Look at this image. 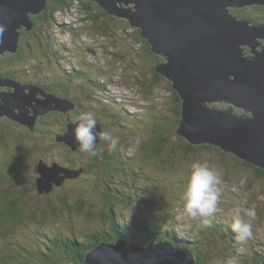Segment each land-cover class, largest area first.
<instances>
[{"label": "rangeland", "instance_id": "obj_1", "mask_svg": "<svg viewBox=\"0 0 264 264\" xmlns=\"http://www.w3.org/2000/svg\"><path fill=\"white\" fill-rule=\"evenodd\" d=\"M91 4L95 7L94 1H91ZM117 4L119 7L126 5L124 2H117ZM237 9L243 11L248 9L251 15L264 16V5H251ZM111 16L114 17L108 19L104 17L100 20V23L106 22L103 28L107 31L105 33L100 29L98 23L91 22L89 15L82 11L79 5L77 8L74 7L62 13H57L56 18L58 21L66 24L64 27L54 26L51 29L56 41L54 44L57 43L60 48L57 49L58 45H54L50 49V46L45 42L46 38L40 34L30 38L29 42L33 45V55L24 60V64L28 66H19L21 76L16 80L38 87H42V84L50 83L54 92H49L56 97L59 96L64 99L70 93L72 97L68 101L75 106L73 109L75 113L73 112L72 116L78 117L82 112H91L102 131L111 132L119 137L118 149L111 152L118 153L119 156H125L126 158L128 155L131 158L125 165L116 162V166L119 169L113 172L111 178H113L112 181L114 180L119 185H127V187L120 185L121 191L125 195L119 192V185H109L105 187L108 192H105V179L108 178L110 173L108 171L103 173L102 167L96 164L86 170L87 172L84 171L83 177L77 183L69 185L68 190L66 189L65 193L68 197H73L75 192H77L83 193L77 196L87 202L93 201L88 203V208L93 209V211L90 212V210H87L88 208H85L83 211L74 210L73 213H70V218L74 219L72 223H69L70 221L65 218H59L57 221H43L42 225L39 224V227L33 226L32 224L35 220H38L36 212H34L36 217H31L33 212L23 213L22 217L19 218L21 222L15 221L11 224L10 222L12 221L4 222L0 218V264H29L31 261L40 264L41 262L35 258V256H39V259L41 258V255L37 254L36 245L39 248L41 247L40 250L43 249L45 240H48L47 237H53L54 232L58 231H60V234L69 236L75 234L77 238H81V235L74 233L75 230H93L96 233L102 231L109 235L114 234L116 236L113 237H117L118 231L113 230V223H117L114 226L117 229H120L122 225L143 227L144 223L153 221L156 217L161 218L159 214H167L170 218H175L171 225L183 235L201 237L210 226H217L223 233H226V230L228 232L231 231L229 224L232 217L239 215L247 220L248 217L244 216L242 209L253 208L256 211V217L252 221L253 236L251 238L239 241L236 239V235L232 233L230 248L228 249V244L224 245V239L218 235L215 243L210 239L208 240L210 246H204L211 253L207 264H243L246 261L249 262L251 255L255 251L264 250V176L257 177L252 169L238 167L239 162L231 155H227L225 158V162L229 164V168H227L217 158H221V154L216 152L213 154L211 150L200 152L198 156L187 158L179 150H177L174 157L169 156L165 149L156 156L157 158L147 157V153L146 151L143 152V148L154 142L153 137L158 139L159 136L164 135L169 139L170 144L178 142V139H175L172 133L163 131L168 129L163 127V118L160 119L161 116L165 117V119L166 117L172 118L174 116V95L170 90L169 79L158 80L155 85L152 81L156 77L153 74L156 60L163 62L165 56L154 51L149 53L146 49H143L141 47L143 41L138 37L137 27L131 25L130 21L126 20V17H119L116 14ZM243 17L247 18V20L254 19V16L248 17L244 15ZM255 23L259 24L258 22ZM126 31L130 32L129 38L125 35ZM261 40L259 39V42ZM249 47H245L244 51L246 55L250 56L252 52L251 47ZM258 47L262 48L260 45ZM91 63L97 68L92 69L94 67H92ZM138 63H141V65H138ZM72 67L73 76L70 77V82L76 85L83 81L84 90L82 94L77 93V91L81 90L79 88L76 91L71 88L69 92L67 83L63 85L64 81L61 82V79H64L65 76L60 74L66 75L64 70H70ZM14 70L16 71L17 68ZM15 71L13 73L16 74ZM83 72L87 77L92 76L91 78L100 80L96 85H100V87L105 85V90L97 93L98 96L103 98L105 104L101 105L99 100L97 104L86 97L89 94V90L87 91L89 87ZM104 79H108V81L104 82ZM148 83L154 85L152 91H150L152 87ZM107 96L110 99H116L115 102H109V99H106ZM83 103L85 104L84 106ZM75 104H82V106L79 105L78 107ZM206 104L221 108L229 107L228 104L223 103L210 104L207 102ZM233 108L234 111L243 114V110L239 107L233 105ZM68 111H71V109H68ZM133 115L136 117L134 118ZM3 127L4 123L0 120L1 135L7 132V130L3 131ZM50 130L51 134H47L46 137L42 134L40 135V138H44L49 144L48 150L41 154L42 161L49 165L58 162L60 165L75 170L79 169L78 165H81V160L85 159V153L74 159L77 160V164L75 163L77 168L69 165V159H71L72 155L65 153L63 146L54 143L56 141L53 140L56 135L53 132L57 130V126L50 125ZM25 139L28 140L29 137H22V142ZM7 140H10V143H0V159L11 156L10 154L15 147L20 149L22 143L20 139L14 137L12 140L10 137ZM102 142L100 141L98 146ZM40 143L42 142L40 141ZM102 146L104 149L107 148L109 150L106 142ZM228 152L233 153L231 151ZM39 157L40 154L36 155L35 159H39ZM194 160L210 163L219 170L222 177L219 185L221 198L218 201L216 212L211 217L191 218L183 211L181 194L190 175V165ZM20 178L22 179L12 180V183L11 180L4 182L0 184V188L9 189L13 196H19L20 191L26 189V187L33 189L34 184L32 185L28 179L30 178L29 172ZM97 182L98 186L96 187ZM75 199L71 198L70 201L74 202ZM95 199L97 201H94ZM101 199L103 201L107 199V202H110L109 199L115 201L112 207L118 214V218L112 219L103 214L108 207L105 206ZM30 201L31 211H33L35 208L36 210L38 209L39 204L47 203L48 199L46 200L44 195H38L31 198ZM66 214L67 212L64 213V215ZM59 215L58 213L55 219ZM76 219H80L79 222L75 221ZM120 220H124V222H120ZM205 221L208 222L206 223ZM37 228L41 230L50 228V233L41 232L43 236L39 237V235L34 233L38 231ZM123 228L125 227L123 226ZM25 230H27L26 234ZM126 230L128 232L131 231L130 228ZM31 233H34L35 239L30 236ZM115 240L109 239L110 242H115ZM137 244L142 246L149 245V243L143 245L139 242ZM23 248L25 249L23 250ZM262 256L264 257V251ZM26 259H30V261L27 262L28 260Z\"/></svg>", "mask_w": 264, "mask_h": 264}, {"label": "water", "instance_id": "obj_2", "mask_svg": "<svg viewBox=\"0 0 264 264\" xmlns=\"http://www.w3.org/2000/svg\"><path fill=\"white\" fill-rule=\"evenodd\" d=\"M91 1L102 4L110 14L126 17L151 42L152 50L165 56L156 69L172 81L182 98L178 133L194 144L220 146L264 169V44L259 42L264 40V23L254 24L236 13L237 8L264 5V0ZM47 2L0 0V25L6 29L0 36V55L17 52L20 30L32 29L30 15L40 13ZM117 2L126 5L119 7ZM249 46L250 56L244 51ZM0 86L13 89L0 90V117L7 116L33 132L37 131L40 115L75 108L68 98L56 97L43 87L22 83L11 76H0ZM206 101L229 107L209 106ZM233 105L243 114L234 111ZM73 129V121H69L68 130L59 134L57 140L77 150ZM97 130H102L99 124ZM38 171L41 175L37 189L48 193L67 178L78 177L83 170L41 161ZM115 239L100 241L90 247L79 263L69 264L197 263L195 255L170 242L151 241L142 246L120 235ZM115 253L122 259L114 258Z\"/></svg>", "mask_w": 264, "mask_h": 264}, {"label": "trees", "instance_id": "obj_3", "mask_svg": "<svg viewBox=\"0 0 264 264\" xmlns=\"http://www.w3.org/2000/svg\"><path fill=\"white\" fill-rule=\"evenodd\" d=\"M81 4V5H80ZM80 6L81 10L84 11L85 13H87L89 15V18H91V22L93 23H98L99 27L101 30H103V32L107 33V31H105L103 28L106 24V22H101L100 20L104 17L108 18H113L114 16H111L112 14H110L108 12V10L102 6V4H98L95 2V8L91 2L89 3V1H85V0H48L47 2V7L44 9V11H41L38 14H31L30 18L32 20L33 23V28L31 30H27V29H22L20 30V37H19V47L17 52L13 53V52H5L4 54L0 55V76H4V77H8V76H12L15 79H18L20 75V71H19V66L21 65H25L28 66L27 64H24V60L28 57H30L31 55H33V45L31 42H29L30 38H32L33 36H38V34L44 36L45 42L47 43L48 46H50L49 48L52 49L51 47H54V45H58L57 43L54 44L56 41L53 37V34L51 32L52 27L54 26H58V27H64L66 26L65 23H62L60 21L57 20L56 18V14L57 13H62L64 11H67L69 9L72 8H77V6ZM237 16L240 17L241 19H247L244 18L243 16L246 15L248 17H253L254 19H251L252 22H264V16L261 17L260 15H251L250 10L245 9L244 11L241 9H237L236 11ZM262 15V14H261ZM125 19V18H124ZM104 20V19H103ZM128 20V19H126ZM250 20V19H248ZM261 20V21H260ZM95 21V22H94ZM129 21V20H128ZM130 23V22H129ZM48 29H50L48 31ZM138 30V37L141 38V41H143L142 44V48L146 49V51H148L149 53H152V45L151 42L144 38L143 35L141 34L139 28H137ZM129 34L128 31H126L125 35L128 36L129 38ZM43 40L44 38L41 37ZM32 49H31V47ZM60 48V45H58L57 49ZM157 62L155 63V69H154V75L156 76L155 78H153V84L155 85L157 83V81L159 80H163L166 79L167 77L162 75L159 71H157L156 67L157 65L160 63V61L156 60ZM15 63V64H14ZM92 64V69L97 68V66L95 67L93 63ZM138 65H141V63H138ZM17 68V70L15 71L14 69ZM73 67L70 70H64V73H66V75L60 74L61 76H65L64 79H61V82L64 81V83H62L63 85L65 83H67V87H68V91L70 92V89L72 88L73 90L76 91V89H81L80 91H77V93L82 94V91L84 90V82L82 81L81 83L78 84H73L70 82V77L73 76ZM13 71L16 72L13 73ZM19 73V74H18ZM80 73V72H78ZM84 74V72H83ZM85 77L87 78V82H88V87L89 89H87V91L89 90V94L86 96L89 100L96 102L98 104V102L100 101L101 105L105 104L103 102V98L98 96L97 93H101L100 91L105 90V85H101L102 87H100V85H96L97 83L100 82V80H96L94 78H91L92 76H88L86 74H84ZM85 78V79H86ZM102 80V78H101ZM167 80V79H166ZM107 80L104 79V82H107ZM54 82V81H53ZM70 82V83H69ZM94 83V84H93ZM169 83L171 84V92L174 95V116L172 118H168L166 117H162L160 119L163 120L164 122V128L168 129V130H163V131H169V133H172V135L174 136L175 139H178V142H175L173 144H170L169 139L166 138V136L161 135L159 136L158 139H155L154 137L152 138L154 140L153 143H149L145 148H143V152L146 151L147 153V157H155L158 156L161 151L163 150H167V154H169V156H173L176 154L177 150L181 151L182 154L189 158L192 156H198V153H202V152H208V151H212L213 154L219 153L221 154V158L217 157L220 159L221 164L225 165L227 168H229V164L226 163V157L227 155H231L233 157H235L237 159L238 163V167L240 168H250L254 171L255 175L257 177H261L264 176V170L254 166L242 159H240L236 154L234 153H229L228 151L224 150L223 148H221L220 146L214 145V144H210V143H200V144H194L191 141H189L186 137H184L183 135H181L180 133L177 132V128L180 124V121L182 119V98L180 96V94L178 93V91L176 89L173 88L172 86V81L169 79ZM82 84V86H81ZM149 84V83H148ZM150 85L152 87V89L150 91L153 90V86L154 85ZM99 86V87H98ZM42 87L46 89L49 88L51 90L50 83L48 84H42ZM98 87V89H97ZM101 88V90H100ZM13 90V89H11ZM47 92L48 89H46ZM54 92V90H53ZM51 93V92H49ZM57 94V92H56ZM69 95V96H67ZM66 95V97L68 99H70L72 96L70 95V93H68ZM106 96V95H105ZM75 97V96H74ZM85 97V98H86ZM106 99H109V102H115L114 99H110L109 96H107ZM99 100V101H98ZM114 100V101H113ZM78 101V99H77ZM82 103V102H81ZM95 103V104H96ZM116 104V103H115ZM113 104V105H115ZM81 105L82 104H78ZM85 104L83 103V106ZM72 111V112H71ZM71 111L69 112L70 114V118L73 121L74 116H72L73 112L75 113V110L73 111V109H71ZM54 113V112H53ZM51 113V114H53ZM131 113V112H130ZM132 114V113H131ZM52 116V115H51ZM130 116V115H129ZM134 116V115H133ZM68 117V116H67ZM67 117H58V116H54V117H50L49 114L48 115H44L41 117V122L38 124L37 126V131L32 133L33 131L31 129H26V127H24L21 123V125H18L17 123H15V121H11L9 120L10 118L7 116L4 117H0V120L3 121L4 123V127H3V131L5 132L7 130V132H5L6 134H0V143L1 142H5V144L10 143V140H7L8 138H13L16 137L17 139H20L22 137L28 136L29 139H25L23 142L21 140V146L20 149H17V147H15L14 151L10 154L11 156H6V158H1L0 161V184L6 182V181H10L12 183V180H21L22 175H26L27 172H29L30 174V178H28L30 180V182L32 183V185L34 184L33 189L27 188L24 190L20 191V195L19 196H13V193L5 188L2 189V187L0 188V218L6 222V221H12L10 222H21L19 218L22 217L23 213H29V212H33L31 213V217H36L35 213L37 214V218L38 220H35V222L32 224L33 226H37L39 227V224L42 225V222H46V221H50V220H58L59 218H65L67 221H70L69 223H72L74 221V219L70 218V213H73L74 210L76 211H83L85 208H88V203H91L93 201H89L87 202L85 199L81 198L80 196H77L79 194H83V193H77L75 192V194L73 195V197H68L66 192V189L68 190L69 185H72L74 183H77L78 180H80L84 175V171L88 170L89 168L95 166L96 164H99V166L102 167V172H109L110 175L108 176V178L105 179V183L102 180V182L104 183V189L105 192H108V189H106L105 187H108L109 185H119L118 183H115L114 180L112 181L113 178H111V176L113 175V172H116L119 168L116 166V162L117 163H122V164H126L128 161H130V158L127 155V158L124 156H119L118 153H114L111 152L110 150H107L103 148L102 144L104 145L105 142H102L100 146H98V155L95 157L92 156H88L87 154H85V159L81 160L82 163L81 165H78L79 169L76 170H80L82 169L83 171L81 172V174L78 177L75 178H67L66 182H63L61 185H55L54 188L48 192V193H41L38 191L37 186H36V182L37 179L39 178V176L41 175L38 171L39 168V163L42 161L41 159V154L44 153V151H47L49 148V144L47 143V141L43 138H40V135H44V137L47 136V134H51V130H50V125H56L57 126V130L53 132V134H56L53 140H56L57 136L61 133H64L65 131L68 130V123L69 121L67 120ZM132 117V116H130ZM136 116H134L135 118ZM2 118V119H1ZM50 118V119H47ZM61 118V119H60ZM133 118V119H134ZM45 120V121H43ZM50 120V121H49ZM68 121V123H67ZM122 122V121H121ZM123 124H125L124 122H122ZM168 125V126H167ZM162 128V129H164ZM105 130V129H104ZM40 141L42 143H40ZM57 143V142H54ZM59 144V143H57ZM144 144V143H143ZM142 144V147H143ZM61 146H63V151L65 153L71 154L72 157L71 159H69V165L74 166L75 168L77 164V160H74L76 157L78 158L80 154H84L82 153L79 148L77 150H73V148L66 144H59ZM16 146V145H15ZM141 147V150H142ZM35 150V151H34ZM140 150V151H141ZM34 151V152H32ZM41 153H40V152ZM170 152V153H169ZM40 154L39 159H35L36 155ZM157 154V155H155ZM197 154V155H196ZM32 156V157H31ZM30 160V161H29ZM223 162H222V161ZM204 161V160H203ZM62 162V160H61ZM58 163V162H57ZM71 163V164H70ZM87 164V166H86ZM87 172V171H86ZM228 175V174H226ZM247 177L249 178V176L247 175ZM68 183V184H67ZM127 183H129L127 181ZM121 186H126L127 185H122ZM119 185V189L121 193H124L121 191V186ZM96 187L98 186V182L95 185ZM38 195H44L45 199H48V202L38 206V209L36 210V208L32 210V206L30 204V200L31 198L38 196ZM125 195V193H124ZM13 196V197H12ZM50 196V197H48ZM129 197V196H128ZM71 198H76L73 201H70ZM98 199V197H97ZM97 199H95L94 201H97ZM57 200V201H56ZM110 202L103 201L101 199V201L103 203H105V206L108 207L105 209V214L108 217H111L112 219L116 218L118 216V214L114 211L113 209V205L115 203L114 200L109 199ZM30 204V205H29ZM46 206L48 207L46 209ZM93 211V209H87ZM67 212L66 215H64V213ZM60 214L57 219H55V216L57 214ZM95 214V213H94ZM93 214V215H94ZM104 215V216H105ZM161 215V218L156 217L155 219H153V221H149L143 224V227L141 226H134V227H129L127 225H122V227L120 226L119 230L121 231V234L118 233L117 237L120 235L122 237H125L127 241L129 242H139L141 244H148L151 241H166V242H170L173 246H175L177 249H180L186 253L189 254H193L195 255L196 259H197V263L196 264H207L209 262L210 259V255L211 253H209V251L204 247L206 246H210V244L208 243V240H212L214 243L215 241L218 239V235H220L224 241L225 244H228V249L230 248V239H231V234L233 233L232 231H227L226 233L222 232L217 226H210L207 228L206 233L203 234V236L201 237H187L186 235H183V233L179 232L177 229H175V227L171 224H173V221H175V218L173 219V217L170 218V216H168L167 214H159ZM95 217V216H94ZM70 218V219H69ZM118 218V217H117ZM80 219H76L75 221L79 222ZM65 221V222H67ZM120 222H124V220H120ZM117 224V223H116ZM123 224V223H121ZM31 225V226H32ZM123 226L126 229L130 228V232H128L125 228H123ZM34 229V228H33ZM30 230V229H29ZM38 231L34 232L35 234L39 235V237H42L43 234H41V232H48L47 234H49V230L50 228L46 229L44 228L43 230H41L40 228H37ZM40 230V233H39ZM25 230V234H26ZM35 231V230H34ZM58 232H54V236L53 237H47L48 240H45L44 243V248L40 250L39 246L36 245V249H37V254L41 255V258L39 259V256H35L36 259H38L41 263L40 264H69V263H79V261L85 257L87 251L90 249L91 246H95L97 245L100 241L102 240H112L115 239L116 235H109L107 233H103L102 231H98L99 233L96 234V231L93 230H75L74 233H78L81 235V238H77V236L74 235H67V234H60ZM34 233H31L30 236H32L35 239ZM128 233V234H127ZM46 234V235H47ZM123 234V235H122ZM41 235V236H40ZM45 237V236H44ZM112 237V238H111ZM41 241V240H39ZM237 247V244H236ZM25 248H23L24 250ZM264 251V250H263ZM263 251H255L254 254L251 255L249 262L246 261L243 264H262L264 263V259L262 256V252ZM23 258V257H21ZM30 258V257H29ZM28 260L27 262L30 261V259H26ZM29 264H36L35 262L31 261Z\"/></svg>", "mask_w": 264, "mask_h": 264}, {"label": "clouds", "instance_id": "obj_4", "mask_svg": "<svg viewBox=\"0 0 264 264\" xmlns=\"http://www.w3.org/2000/svg\"><path fill=\"white\" fill-rule=\"evenodd\" d=\"M252 23L257 24L255 22ZM5 30V26L0 25V36ZM261 41L264 42L263 39ZM73 125V134L82 153L92 157L97 156L98 140L106 142L110 151L118 149L119 137L111 132L97 130V120L91 112H82L73 119ZM221 181L222 177L217 168L206 161L194 160L190 165V175L181 194L184 213L191 218L213 216L221 198L219 189ZM242 211L248 219L245 220L242 216L237 215L232 217L229 224L231 231L239 241H245L253 236L252 221L256 217V211L253 208H243ZM205 222L207 223L208 221ZM114 258L117 260L122 259L119 253H115Z\"/></svg>", "mask_w": 264, "mask_h": 264}, {"label": "flooded vegetation", "instance_id": "obj_5", "mask_svg": "<svg viewBox=\"0 0 264 264\" xmlns=\"http://www.w3.org/2000/svg\"><path fill=\"white\" fill-rule=\"evenodd\" d=\"M11 89H12V88H8V87H5V86H0V90H11ZM46 89H48V91L53 92V89H52V88H51V90H50L49 88L46 87ZM75 105L79 107L78 104H75ZM76 109H77V107H76ZM53 112H54V113H53ZM69 112H70V111H68V110H67L66 112H64V111H52L51 113H53V114H51V113H47V114H44V115H48V114H49L50 117L58 116V117H61V118L65 117V116H66V117L68 116V117H67V120H68V121H69V120L72 121L71 118H70V115H69L70 113H69ZM44 115H40V116H39L38 124L41 122V117L44 116ZM51 115H52V116H51ZM61 118H60V119H61ZM49 119H50V118H49ZM9 120H11V119H9ZM11 121H13V120H11ZM68 121H67V123H68ZM15 123H17V121H15ZM17 124H18V125H21L19 122H18ZM38 124H37V126H38ZM23 126L26 127V129L29 128L28 126H25V125H23ZM37 126H36V128H37ZM29 129H30V128H29ZM32 133H34V132H32ZM61 134H63V133H61ZM55 141H56L57 143H59V144H60V143H61V144H66V142H64V141H58L57 138H56ZM67 180H68V179H67ZM67 180H66V181H67ZM66 181H65V182H66ZM113 225L115 226L116 223H113ZM114 226L112 227L113 230L118 231V233L121 234V231H122V230H119V229H117V228L114 227ZM98 233H99V232H97L96 234H98ZM122 235H123V234H122ZM263 259H264V257H263Z\"/></svg>", "mask_w": 264, "mask_h": 264}, {"label": "bare ground", "instance_id": "obj_6", "mask_svg": "<svg viewBox=\"0 0 264 264\" xmlns=\"http://www.w3.org/2000/svg\"><path fill=\"white\" fill-rule=\"evenodd\" d=\"M262 44H264V43H262ZM206 102H208V103H210V104H215L214 103V101H206ZM212 102V103H211ZM225 104V103H224ZM209 106H211V105H209ZM223 109H226V107H223Z\"/></svg>", "mask_w": 264, "mask_h": 264}]
</instances>
